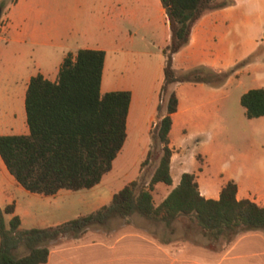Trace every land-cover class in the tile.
<instances>
[{"label": "crops", "instance_id": "0c3cea01", "mask_svg": "<svg viewBox=\"0 0 264 264\" xmlns=\"http://www.w3.org/2000/svg\"><path fill=\"white\" fill-rule=\"evenodd\" d=\"M229 1L231 5L205 13L194 24L188 44L173 56V68L177 76L196 68L234 72L240 63L242 69L237 74L232 72L219 85L178 82L170 86L178 98L169 135L172 151L175 136L180 147V132L206 138L212 128L210 122L226 110L228 89L243 86L245 77L258 84L252 88L264 89V0ZM0 20L4 23L0 24V136L29 134L25 96L31 78L42 74L56 82L68 56L75 59L79 50H100L105 52L100 92L102 95L115 91L131 93L126 141L130 139L133 146L136 138L147 136L149 140L143 151L147 157L150 133L165 115L160 98L164 84L163 50L170 44L171 32L160 0H16ZM260 49L262 54L249 62ZM116 159L110 174L115 170ZM181 168L176 183L172 177L173 188L182 174H194ZM196 181L201 195L214 200L227 182L234 181L238 200L248 199L264 207V171L242 174L225 170L222 179L206 172L201 179L196 176ZM160 185L164 184L159 183L155 188ZM60 192L53 196L27 192L0 158V208L14 206V213L5 215V219L18 216L20 229L26 230L25 219L35 217L31 210L35 202L42 199L50 202ZM119 229L114 224L109 230L90 229L77 238L52 241L46 264H168V257L138 259V244L160 243L135 228L122 232ZM207 239L204 244H210L209 248L221 241ZM222 244L225 245L220 253L210 250L207 256L192 260L180 257V264H264L262 231H242Z\"/></svg>", "mask_w": 264, "mask_h": 264}, {"label": "trees", "instance_id": "16d2710c", "mask_svg": "<svg viewBox=\"0 0 264 264\" xmlns=\"http://www.w3.org/2000/svg\"><path fill=\"white\" fill-rule=\"evenodd\" d=\"M171 32L165 57L161 101L175 83L219 85L233 72L216 73L196 68L177 76L173 56L190 39L194 24L207 12L231 5L223 0H160ZM4 2L2 3L3 7ZM105 52L79 50L75 59L62 63L56 82L38 74L31 78L25 96L28 135L0 136V158L8 172L27 192L53 196L59 191L89 190L100 184L113 167L126 138V123L131 93L100 92ZM238 65H243L240 63ZM248 119L264 117V89H252L240 97ZM178 98L169 93L165 115L150 133L151 142L161 145L162 156L148 186L133 180L115 193L108 205L63 224L22 230L21 219L5 215L14 206L0 208V264H46L49 244L62 237L77 238L90 229L109 230L118 221L133 215L172 227L179 218H190L210 240H230L242 231L264 233V207L248 199H237V185L227 182L219 198L201 195L196 176L182 174L180 181L158 205L154 203L155 186L173 185L170 148L172 115ZM161 112V105L158 107ZM151 152L142 162L145 166ZM24 248L27 252L18 256Z\"/></svg>", "mask_w": 264, "mask_h": 264}, {"label": "rangeland", "instance_id": "374dc122", "mask_svg": "<svg viewBox=\"0 0 264 264\" xmlns=\"http://www.w3.org/2000/svg\"><path fill=\"white\" fill-rule=\"evenodd\" d=\"M16 0H0L3 18L4 12ZM221 2L223 0H216ZM4 2L3 7L2 3ZM5 22V19H4ZM0 24L4 25L3 21ZM260 49L254 54L249 62L255 61L262 54ZM242 65L234 67V74L240 72ZM224 72V71H223ZM263 75V76H262ZM264 79V71H262ZM240 78V75H236ZM261 76L257 74V77ZM244 85H234L229 88L228 98L225 100L226 110L220 114L218 119L211 121L212 128L207 131L206 138L187 136L180 132V147L178 148V137L175 136L173 147L172 177L174 183L179 180L180 166L186 171L196 174L197 179L209 173L210 176L224 178L225 170L238 173H255L264 171V117L248 119L245 109L240 104V97L256 87L251 78L245 77ZM163 96L162 107L165 113L169 93ZM147 136L136 138V144L131 146L127 139L121 156L115 165V170L96 187L89 190L67 191L62 190L56 199L46 201L42 199L32 205V213L35 217L25 219L24 227L30 229L34 226L48 225L51 223H62L71 221L80 216L88 215L101 206L108 205L115 193L133 180H139L142 185L148 186L150 178L155 171L162 156L161 145L150 142L151 152L148 162L141 167L146 159L143 151L146 149ZM181 168V170H182ZM175 186V185H174ZM219 186H217L218 188ZM173 186L160 185L153 191L154 203L160 204ZM63 224V223H62ZM120 231L135 228L142 233H147L160 244H138L137 255L139 257H155L166 259L168 264H180V257L192 260L200 256H207L210 250L220 253L225 244L223 240L218 244L207 243L201 230L190 218H179L172 227L167 228L163 223L149 221L138 215H133L127 221H118ZM96 232V231H92ZM180 242H195L198 244H180ZM158 246L159 249L157 250ZM154 249V250H153ZM158 252H157V251ZM24 248L17 252L18 256L26 254ZM163 259V260H164ZM174 261V262H173Z\"/></svg>", "mask_w": 264, "mask_h": 264}, {"label": "water", "instance_id": "95a60500", "mask_svg": "<svg viewBox=\"0 0 264 264\" xmlns=\"http://www.w3.org/2000/svg\"><path fill=\"white\" fill-rule=\"evenodd\" d=\"M1 15H2V8H0V18H1Z\"/></svg>", "mask_w": 264, "mask_h": 264}]
</instances>
